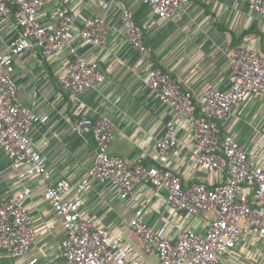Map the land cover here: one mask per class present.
I'll list each match as a JSON object with an SVG mask.
<instances>
[{
	"label": "crops",
	"instance_id": "0c3cea01",
	"mask_svg": "<svg viewBox=\"0 0 264 264\" xmlns=\"http://www.w3.org/2000/svg\"><path fill=\"white\" fill-rule=\"evenodd\" d=\"M7 3L12 5V0ZM124 9L133 12L138 24H146L145 41L157 64L183 89L191 91L195 100L207 88L225 90L231 86L233 50L249 48L264 54V13L252 10L243 0H214L208 4L191 0L173 18L154 15L142 0H47L39 20L50 28L57 27L62 10L73 14L76 31L94 17L105 19L109 28L102 46L80 38L73 44L80 57L97 61L105 75L103 84L81 94L66 90L60 82L72 62L68 48L58 58L45 57L37 47L15 57L13 77L19 103L40 116H49L46 123L31 126L30 136L44 157L53 182L61 178L70 180L72 190L66 197L74 195L96 156L92 128L77 131L75 122L83 117L108 116L116 125L109 151L129 166L159 165L156 142L166 135L167 123L174 121L178 125V143L168 166L185 186L196 182L216 186L223 181V174L199 168L193 154L194 120L179 116L144 84L146 62L127 39ZM18 38L14 17L1 16L0 53H7L11 42ZM219 131L222 136L234 135L248 149L262 139L260 155H264V93L250 95L229 118L219 122ZM23 168L0 146V200H9L31 188L32 195L25 203L35 235L33 246L23 256L0 249V264H30L34 258L38 259L35 264H68L61 251L67 232L44 197L46 181L40 175L21 177ZM81 197L85 216L113 234L127 228L140 207L153 228L174 237L180 228H202L204 220L213 217L211 213L195 218L173 213L167 208L166 192L156 191L148 180L138 183L133 194L123 199L120 189L110 182L89 179ZM125 241L144 264L159 261L155 248L146 245L133 228L126 230ZM224 260L227 264H264V251L256 252L244 241Z\"/></svg>",
	"mask_w": 264,
	"mask_h": 264
},
{
	"label": "built area",
	"instance_id": "2783aa9c",
	"mask_svg": "<svg viewBox=\"0 0 264 264\" xmlns=\"http://www.w3.org/2000/svg\"><path fill=\"white\" fill-rule=\"evenodd\" d=\"M47 0H0V17L13 16L19 38L13 40L7 53H0V146L16 163L23 164L21 177L40 175L46 181L44 197L52 205L59 221L66 229L62 241V255L68 264H144L125 241V232L133 228L146 245L153 246L159 261L155 264H227L224 256L246 241L256 252L264 251V155H260L261 140L248 149L232 134L222 136L219 122L229 118L250 95L264 93V54L249 48L231 52L233 73L228 89L207 88L195 100L169 73L164 71L145 41L146 24L140 25L129 9L123 10V23L129 43L145 59L144 84L165 105L179 116L195 123L193 154L199 168L223 174L224 179L214 187L204 183L185 186L182 178L169 166L168 160L177 146L178 125L167 123L166 135L156 142L159 165L138 163L129 166L122 158L110 153V143L116 130L114 121L103 116L83 117L75 122V129L91 127L96 142L94 165L88 176L78 184L71 198L70 180L53 182L42 154L31 138L33 124L46 123L48 115L40 116L22 106L17 98V84L13 77L15 57L26 49L40 48L45 57L58 58L68 48L72 62L60 77L62 86L81 94L103 84L105 75L95 60L78 55L73 45L77 38L102 46L108 25L100 17L89 18L75 30L73 14L59 12L57 27L50 28L39 20V13ZM149 4L154 15L173 18L191 0H142ZM214 0H204L211 3ZM248 6L264 13V0H243ZM15 7V9L13 8ZM89 179L110 182L128 199L138 183L151 182L156 191L166 192L167 208L176 214L195 218L202 213L213 214L198 226L182 227L176 237L164 230H156L144 219L139 208L127 228L113 234L97 225L82 211L81 192ZM32 195L25 188L9 200H0V249L14 256L27 254L35 241L32 217L25 203ZM38 261L34 258L30 264ZM253 264H257L254 261Z\"/></svg>",
	"mask_w": 264,
	"mask_h": 264
},
{
	"label": "trees",
	"instance_id": "16d2710c",
	"mask_svg": "<svg viewBox=\"0 0 264 264\" xmlns=\"http://www.w3.org/2000/svg\"><path fill=\"white\" fill-rule=\"evenodd\" d=\"M13 8L15 9V7L13 6Z\"/></svg>",
	"mask_w": 264,
	"mask_h": 264
}]
</instances>
